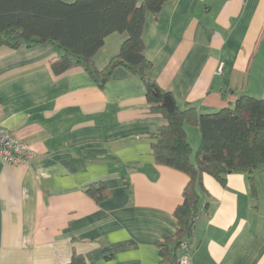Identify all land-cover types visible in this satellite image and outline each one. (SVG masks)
I'll list each match as a JSON object with an SVG mask.
<instances>
[{"label":"crops","instance_id":"obj_1","mask_svg":"<svg viewBox=\"0 0 264 264\" xmlns=\"http://www.w3.org/2000/svg\"><path fill=\"white\" fill-rule=\"evenodd\" d=\"M142 1V0H140ZM127 34H113L93 58L99 71ZM148 76L199 115L243 96L264 100V0H169L143 32ZM51 43L0 46V128L33 158L0 159V264H170L159 244L175 239V211L190 178L158 165L143 81L119 67L100 87L84 67L56 75ZM194 151L196 127L186 126ZM226 185L204 175L192 264H264V166ZM103 184L97 203L86 194ZM183 254L182 248L177 255Z\"/></svg>","mask_w":264,"mask_h":264},{"label":"trees","instance_id":"obj_2","mask_svg":"<svg viewBox=\"0 0 264 264\" xmlns=\"http://www.w3.org/2000/svg\"><path fill=\"white\" fill-rule=\"evenodd\" d=\"M167 1L0 0V46L17 49L24 43H51L61 51L52 63L56 75L84 67L100 87L119 67L143 81L150 111L165 120L154 135V159L190 178L183 203L175 211L176 238L159 244L161 256L178 264L181 245L192 246L201 192H206L204 175L224 186L229 174L244 173L254 186L253 175L264 166V100L243 96L231 108L199 115L192 105L181 106L173 93L148 76L153 65L144 55V28L148 15L159 13ZM113 34H127V39L119 54L99 71L93 58ZM186 126L199 129L197 151L189 142ZM86 194L97 203L108 196L103 184L89 186ZM69 264L92 263L75 254Z\"/></svg>","mask_w":264,"mask_h":264},{"label":"built area","instance_id":"obj_3","mask_svg":"<svg viewBox=\"0 0 264 264\" xmlns=\"http://www.w3.org/2000/svg\"><path fill=\"white\" fill-rule=\"evenodd\" d=\"M33 158V151L19 138L0 128V159L11 166H18ZM183 254L178 264H192L189 258V246L181 245Z\"/></svg>","mask_w":264,"mask_h":264},{"label":"rangeland","instance_id":"obj_4","mask_svg":"<svg viewBox=\"0 0 264 264\" xmlns=\"http://www.w3.org/2000/svg\"><path fill=\"white\" fill-rule=\"evenodd\" d=\"M70 2H73L74 0H69Z\"/></svg>","mask_w":264,"mask_h":264}]
</instances>
